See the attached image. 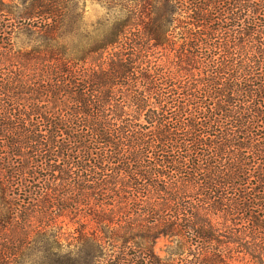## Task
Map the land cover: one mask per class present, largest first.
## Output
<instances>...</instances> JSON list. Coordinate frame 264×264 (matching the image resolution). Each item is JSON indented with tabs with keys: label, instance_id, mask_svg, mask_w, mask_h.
Here are the masks:
<instances>
[{
	"label": "trees",
	"instance_id": "trees-1",
	"mask_svg": "<svg viewBox=\"0 0 264 264\" xmlns=\"http://www.w3.org/2000/svg\"><path fill=\"white\" fill-rule=\"evenodd\" d=\"M77 4L0 0V264H264V0Z\"/></svg>",
	"mask_w": 264,
	"mask_h": 264
},
{
	"label": "rangeland",
	"instance_id": "rangeland-1",
	"mask_svg": "<svg viewBox=\"0 0 264 264\" xmlns=\"http://www.w3.org/2000/svg\"><path fill=\"white\" fill-rule=\"evenodd\" d=\"M108 2H112V4H119V0H78L77 10L82 11L84 23L87 26H91L105 18L106 5ZM166 244V239L162 237L158 238L155 242V251L161 257H165L167 255Z\"/></svg>",
	"mask_w": 264,
	"mask_h": 264
}]
</instances>
